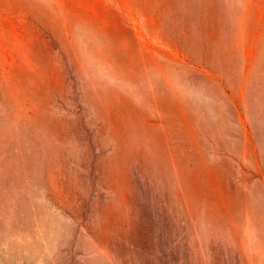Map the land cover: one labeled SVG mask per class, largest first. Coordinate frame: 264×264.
<instances>
[{"label": "rangeland", "instance_id": "rangeland-1", "mask_svg": "<svg viewBox=\"0 0 264 264\" xmlns=\"http://www.w3.org/2000/svg\"><path fill=\"white\" fill-rule=\"evenodd\" d=\"M0 264H264V0H0Z\"/></svg>", "mask_w": 264, "mask_h": 264}]
</instances>
